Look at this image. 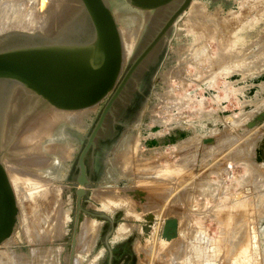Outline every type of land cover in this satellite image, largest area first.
<instances>
[{
	"label": "rangeland",
	"instance_id": "374dc122",
	"mask_svg": "<svg viewBox=\"0 0 264 264\" xmlns=\"http://www.w3.org/2000/svg\"><path fill=\"white\" fill-rule=\"evenodd\" d=\"M0 1V5L6 3ZM15 1L7 0L6 4ZM31 1L39 6L40 0ZM263 1L195 0L211 15H219V21L229 25L226 28L227 24L220 23L228 33L224 29L205 36L198 27L197 37L185 20L188 10L159 49L149 83L140 89L142 98L135 116L123 124L116 138L103 142L101 150L89 158L92 188L82 204L89 210L106 212L114 221L109 239L113 264H264ZM68 2L70 14L63 12L66 5L60 15L51 13L46 30L81 12L79 0ZM109 3L124 30L122 36H139L140 51L155 33L147 26L156 27V14L132 8L125 0ZM58 111L21 88L13 95L0 155L13 179L18 214L13 241L0 245V264H71L72 255V264L110 262L104 244L110 229L106 220L89 218L82 212L78 228L86 218L98 222L96 242L87 253L79 252L83 254H77V244L75 252L72 246L78 159L98 114L83 116V121L74 125L64 111ZM50 114L52 119L43 120ZM156 118L164 121L160 124ZM36 120L40 121L35 125L39 132L32 126ZM130 140L137 145V156H129L134 152L130 151L123 161L117 154ZM116 161L120 168L126 167L121 170ZM158 170L162 178L157 177ZM64 187L69 190L60 205L64 209L58 206L64 214V223H58L62 228L52 216L55 202L59 204L58 190ZM97 189L115 194L112 208L106 211L93 198ZM121 196L130 206L120 204ZM128 211L135 216L128 217ZM51 223L61 229L51 227Z\"/></svg>",
	"mask_w": 264,
	"mask_h": 264
},
{
	"label": "water",
	"instance_id": "95a60500",
	"mask_svg": "<svg viewBox=\"0 0 264 264\" xmlns=\"http://www.w3.org/2000/svg\"><path fill=\"white\" fill-rule=\"evenodd\" d=\"M132 8L160 16L152 40L129 69L89 136L78 159L75 184L77 212L73 232V252L80 214L109 222L104 244L113 252L109 239L114 221L102 211L84 208L83 198L92 188L87 156L96 146L106 118L124 89L144 61L165 42L179 19L194 0H125ZM81 12L64 18L58 27L40 32L13 31L0 35V140L17 88L31 92L40 102L62 111H79L102 102L111 94L125 65L121 29L109 0H79ZM68 19V20H67ZM163 20V21H162ZM18 214L16 193L0 155V245L15 231ZM74 257L72 255V261ZM71 261V262H72Z\"/></svg>",
	"mask_w": 264,
	"mask_h": 264
},
{
	"label": "bare ground",
	"instance_id": "6f19581e",
	"mask_svg": "<svg viewBox=\"0 0 264 264\" xmlns=\"http://www.w3.org/2000/svg\"><path fill=\"white\" fill-rule=\"evenodd\" d=\"M11 1V0H10ZM21 1V2H20ZM69 0H40L39 2V6H38V4H36L35 2L34 3H32V1H31V3H30V0H25V1H22V0H17V2L15 1V2H10V3H8V4H6L7 3V0H6V3L5 4H1L0 5V35H2V34H4V33H7V32H13V31H24V32H37V30H38V32H40L41 30H44L45 29V27H46V20L49 18V16H50V14L51 13H55V15L57 16V15H60L61 14V10L63 11V9L61 8V7H63V8H65L64 7V5H66V7H67V3H69L68 2ZM195 1V0H194ZM192 2V4H191V6L189 7V12L185 15V20L187 21V23H188V25H190V28H189V30L190 29H192V31L193 32H195L194 34L197 36V33H196V31L198 32V27H200L202 30V32H200L202 35H204V33H206L205 34V36L206 35H210V34H212L211 36H213L214 35V32L216 33V31L218 32V30L219 31H224V29H225V26H226V24H223V21L224 20H222V21H219V20H221L220 19V17H218L219 15H211L210 13H208L207 12V9H206V7L203 5V4H201V3H195V2ZM249 1V0H248ZM259 1V0H258ZM1 2V1H0ZM3 2V1H2ZM1 2V3H2ZM257 2V1H256ZM264 2V1H263ZM259 3V2H258ZM254 4V3H253ZM251 6V5H250ZM260 6H262V5H260ZM254 7V6H253ZM44 10H46V11H44ZM66 10V9H65ZM63 11L64 12V14L65 15H67V14H70V6H68L67 7V10L66 11ZM264 10V9H263ZM244 11H246V10H244ZM260 11V10H259ZM242 12V11H241ZM247 12V11H246ZM264 12V11H263ZM251 13V12H250ZM63 14V15H64ZM260 14H262V13H260ZM229 15H232L231 14V12H230V14ZM228 15V16H229ZM234 15V14H233ZM245 15V14H244ZM258 15V14H257ZM227 16V17H228ZM238 16V15H237ZM236 16V17H237ZM260 16V15H259ZM263 16V15H262ZM230 17V19H232L231 18V16H229ZM225 18V17H224ZM54 19H55V17H54ZM226 19H228L229 20V18H226ZM226 19H225V21H226ZM234 20H236V18L234 17L233 18ZM238 19V18H237ZM240 19H243L242 17L240 18ZM246 19V18H245ZM245 19H244V21H245ZM256 19V18H255ZM262 19H264V18H262ZM254 20V19H253ZM258 20V19H257ZM229 21H231V20H229ZM229 21H227V22H229ZM262 21V20H261ZM218 22H219V24H218ZM220 23L222 24V25H225V26H223L222 27V25H220ZM225 23V22H224ZM235 23V22H234ZM238 23V22H237ZM244 23H246V22H244ZM244 23H243V25H244ZM258 23V22H257ZM264 23V22H263ZM241 25V24H240ZM229 25L227 24V26H226V28H229L228 27ZM221 27H222V30H220L221 29ZM236 27V26H235ZM234 28V27H233ZM195 29H197L196 31H195ZM227 29H225V31H226ZM242 30V29H241ZM122 31H124V30H121V33H122ZM191 31V30H190ZM228 31V30H227ZM226 31V32H227ZM231 31V30H230ZM127 32V31H126ZM233 32V31H232ZM124 33V32H123ZM192 33V32H191ZM228 33V32H227ZM231 33V32H230ZM198 34H199V32H198ZM218 34V33H217ZM230 35V34H229ZM125 36V35H124ZM124 36H122L123 38H124ZM196 36H194V37H196ZM201 36V35H200ZM218 36V35H217ZM221 36V35H220ZM227 36V35H226ZM258 36V35H257ZM132 37H133V34H129V35H126V37L124 38L125 40H123V42H125L124 43V48L126 49L125 51V53L126 54H129L130 52V43H131V39H132ZM198 37V36H197ZM204 37V36H203ZM262 37V36H261ZM228 38H229V36H228ZM232 38V37H231ZM263 38H264V35H263ZM204 39H205V37H204ZM203 39V40H204ZM233 39H234V37H233ZM199 40V39H198ZM197 40V41H198ZM201 40V39H200ZM203 40H201L200 42H202ZM230 40V39H229ZM237 40V39H236ZM220 41V40H219ZM227 41V40H226ZM232 41V40H231ZM262 41H264V39L262 40ZM261 40H260V43L262 42ZM258 42V41H257ZM207 43V42H206ZM228 43V42H227ZM204 44V43H203ZM225 44V43H224ZM227 45V44H226ZM229 45H231V44H229ZM228 47V46H227ZM209 48V47H208ZM223 48V47H222ZM194 49V48H193ZM221 49V48H220ZM201 50V49H200ZM222 50V49H221ZM194 51V50H193ZM207 51V50H206ZM129 52V53H128ZM183 52V51H182ZM240 52H242V51H240ZM239 52V53H240ZM243 52H244V49H243ZM236 59V58H235ZM237 60V59H236ZM235 60V61H236ZM194 64V63H193ZM197 66V65H196ZM182 71V70H181ZM184 71H186V70H184ZM186 73V72H185ZM189 73V72H188ZM178 74H181L180 73V71H179V73ZM191 74V73H190ZM181 75H183V74H181ZM179 76V75H178ZM185 76H186V74H185ZM180 78H181V76H180ZM182 79H183V77H182ZM190 79V78H189ZM183 81V80H182ZM185 81H187V80H185ZM171 90V89H170ZM168 91V90H167ZM169 92V91H168ZM176 103V102H175ZM176 105H178V104H176ZM181 105H183L182 103H181ZM180 106V105H179ZM96 107H97V105H95V106H92V107H89V108H86V109H83V110H79V111H64V116H65V118L68 120V121H71V122H74V125H76V124H80L82 121H83V116H88L89 114H91L92 112H94L95 110H96ZM176 107H178V106H176ZM176 107H174V108H176ZM58 112H60L61 113V111L59 110ZM52 113V112H51ZM57 114V113H56ZM55 114V115H56ZM62 114V113H61ZM60 114V115H61ZM54 115V116H55ZM57 116V115H56ZM55 116V117H56ZM63 116V115H62ZM42 118V117H41ZM41 118H40V121H41ZM86 118H88V117H86ZM48 119H52V117H51V114L46 118V119H43V120H48ZM157 119V120H156ZM155 119V121H157V122H161L162 120H160L161 118H159V120H158V118H156ZM85 120V119H84ZM37 121V120H36ZM40 121H37V123H35L34 125H32V126H34V129L35 130H39L38 129V127H36L37 126V124H38V122H40ZM164 121V120H163ZM162 121V122H163ZM49 122V121H48ZM161 124V123H160ZM36 125V126H35ZM39 125V124H38ZM41 127V126H40ZM81 127V126H80ZM32 129H33V127H32ZM31 129V130H32ZM42 129V128H41ZM30 130V131H31ZM34 130V131H35ZM36 131V132H37ZM36 132H34V133H36ZM39 132V131H38ZM28 133H30V132H28ZM27 133V134H28ZM33 133V132H32ZM44 133V132H43ZM37 134H39V133H37ZM36 134V135H37ZM48 134V133H47ZM37 138V137H36ZM36 141V140H35ZM126 142V141H125ZM124 142V148H122V153H120V154H117L118 155V157H121L122 158V160L124 161V159L123 158H125L124 156H128V154L127 153H129L130 151H134V152H132L133 154H129V156L131 155H134V156H137V155H135L136 153H135V151L137 152L138 151V148H137V145L136 144H134L133 143V140H132V142H131V140L130 141H128V143L126 142L125 143ZM129 142H131V143H129ZM184 142V141H183ZM39 143V142H38ZM37 145V144H36ZM122 147V146H121ZM178 148V147H177ZM181 148V147H180ZM119 152V151H118ZM135 153V154H134ZM68 154V153H67ZM117 155H116V160H117ZM133 156V157H134ZM130 158V157H129ZM138 158V157H137ZM140 158H142L141 156H140ZM119 160H120V158H118ZM127 159V158H126ZM131 159H132V157H131ZM131 159H129V160H131ZM143 159L144 158H142V161H143ZM41 160V159H40ZM118 160V161H119ZM128 160V161H129ZM44 161V160H43ZM50 161V160H49ZM118 161H116V165H117V163H118ZM126 161V160H125ZM146 161H147V159H146ZM42 162V161H41ZM122 162V161H121ZM28 163H29V161H28ZM32 163V162H31ZM30 163V164H31ZM38 163H39V161H38ZM45 163V162H44ZM124 163H127V162H123V165H124ZM27 164V163H26ZM43 164V163H42ZM130 164V161L128 162V168H129V166L131 165H129ZM121 165H122V163H121ZM122 165V166H123ZM13 166V165H12ZM45 165H43V167H44ZM47 166V165H46ZM118 166V168H120L119 167V164L117 165ZM121 166V167H122ZM11 167V166H10ZM33 167H34V165H33ZM123 167H126V165H124ZM122 167V168H123ZM9 168V167H8ZM35 168H38V165H36V167ZM122 168H120L121 170H122ZM127 168V169H128ZM14 169V168H13ZM8 170V169H7ZM11 170V169H10ZM15 170V169H14ZM129 170V169H128ZM17 171H18V169H17ZM20 171V170H19ZM130 171H131V169H130ZM160 170H158V172H159ZM16 172V171H15ZM132 173H133V170L131 171ZM9 173V172H8ZM11 173V172H10ZM13 173V172H12ZM18 173V172H17ZM12 175V174H11ZM17 175V174H16ZM162 171H160L159 172V175H157V177H159V178H162ZM25 176V175H24ZM19 177V176H18ZM26 177V176H25ZM30 177V176H29ZM138 177V176H137ZM16 178H17V176H16ZM33 178V177H32ZM10 179H12V178H10ZM18 179V178H17ZM19 179H21V178H19ZM31 179V178H30ZM13 180V179H12ZM23 180H25V179H23ZM160 180V179H159ZM37 181V180H36ZM12 185H13V183H12ZM45 185V184H44ZM14 186V185H13ZM47 186H48V184H47ZM42 187V186H41ZM43 187H45V186H43ZM48 187H50V186H48ZM37 188V187H36ZM58 188V187H57ZM56 188V189H57ZM52 189V188H51ZM51 189H50V191H51ZM69 189L68 188H66V187H64V188H60L59 190H58V192H59V204L57 205V202H55L56 203V205H55V217H53L54 215V213L52 214L53 216H52V218L54 219L55 218V220H56V224L57 225H60V224H58V223H60L61 221L63 222V218H62V215L61 214H63V213H61V210L59 209V207H60V205H62L63 206V204H64V199L65 198H67L66 196H67V194H68V191ZM101 190V189H100ZM100 190H96V191H94V193L92 194L93 195V198L94 199H96V200H98L101 204H103V207H104V209L107 211V210H109L110 208H112V205H110L111 203H112V200H113V198H114V193L113 192H111V191H100ZM41 191V190H40ZM45 191V190H44ZM49 192V191H48ZM55 192V191H54ZM53 192V193H54ZM57 192V191H56ZM119 193V192H118ZM44 194V193H43ZM50 194H51V192H50ZM123 194V193H122ZM121 194V195H122ZM48 195V194H47ZM52 195V197H53V195H55V194H51ZM123 196H124V194H123ZM123 196H121V197H123ZM50 197V196H49ZM57 197V196H56ZM126 197V196H125ZM53 198H55V197H53ZM124 198V197H123ZM123 198H119L120 199V201H121V203L120 204H122L123 203V206H124V204H125V206H127V205H129V203L128 202H130L129 200H128V204H126L125 202L127 201V199L126 198H124V199H126V200H124ZM57 199V198H56ZM123 199V200H122ZM122 201H125V202H122ZM59 206V207H58ZM130 206V205H129ZM61 208V207H60ZM143 208V207H142ZM61 209H64V207L63 208H61ZM52 210H54V209H52ZM112 210V209H111ZM129 212V211H128ZM137 212V211H136ZM136 212H134V213H136ZM133 213V212H132ZM131 213V211L127 214V216L128 217H133V216H135L134 214H132ZM63 216H64V214H63ZM52 218L50 219V220H52ZM52 223H54V221L52 220L51 221ZM51 223V224H52ZM64 223V222H63ZM62 223V224H63ZM97 223L98 222H96V221H93V220H90V219H88V218H86V219H84L83 220V222L80 224V228H78L79 229V234H77V238H76V244H77V248H78V251L76 250V252H77V254L79 253V252H86V251H88L87 249H88V247H90L91 245H93L92 244V242L93 241H95L94 239V236H96L97 234V232H98V230H99V225H97ZM32 224V223H31ZM49 224H50V221H49ZM56 226L55 224H52V226L51 227H53L54 228V226ZM167 225V224H166ZM31 226V225H30ZM33 226V225H32ZM50 226V225H49ZM63 225H60V227H62ZM57 227V226H56ZM59 227V228H60ZM58 228V227H57ZM58 228V229H59ZM63 228V227H62ZM172 228V227H171ZM33 229V228H32ZM61 229V228H60ZM171 230V229H170ZM56 231H58L57 229H56ZM60 231V230H59ZM78 231V230H77ZM124 231H126V228L124 229ZM172 231V230H171ZM29 232V231H28ZM31 232V231H30ZM28 235V234H27ZM12 235L4 242V243H6V242H12L13 241V239H12ZM34 238V237H33ZM16 239V238H15ZM15 241V240H14ZM18 241V240H17ZM20 241V240H19ZM18 241V242H19ZM17 242V243H18ZM96 242V241H95ZM3 244V243H2ZM9 244V243H8ZM15 244V243H14ZM10 245H12V244H10ZM94 247V246H93ZM90 248H92V247H90ZM45 252V253H44ZM47 251H43V254L44 255H46L47 253H46ZM84 252V253H85ZM40 253V252H39ZM41 253H42V251H41ZM41 253H40V255H41ZM50 253V252H49ZM48 253V254H49ZM53 253V252H52ZM87 253V252H86ZM38 255V254H36V257H38V258H43V256L44 255ZM79 254H83V253H79ZM38 255V256H37ZM17 256V255H16ZM14 257V256H13ZM50 257V256H49ZM16 258V257H15ZM44 258H46V257H44ZM19 260V259H18ZM39 260V259H38ZM52 260V259H51ZM81 260V259H80ZM21 261V260H20ZM54 261V260H53ZM78 261V260H77ZM22 262V261H21ZM40 263L42 262L41 260L39 261ZM51 262V261H50ZM74 262V261H73ZM43 263V262H42ZM76 263H78V262H76ZM79 263H81V262H79ZM19 264V263H18ZM20 264H22V263H20ZM71 264H72V262H71Z\"/></svg>",
	"mask_w": 264,
	"mask_h": 264
},
{
	"label": "flooded vegetation",
	"instance_id": "af4514ba",
	"mask_svg": "<svg viewBox=\"0 0 264 264\" xmlns=\"http://www.w3.org/2000/svg\"><path fill=\"white\" fill-rule=\"evenodd\" d=\"M159 17L160 16H157V15H156V18L154 17L156 19L155 23L158 22ZM150 28L155 29V26L153 24L149 23L147 26V29L149 30ZM148 30H146V32H148ZM138 38H139V36L137 37L135 34V36H133V38L131 39L132 40L130 43V47H131L130 49L131 50L129 51L130 53L128 52L129 54L125 53V65L123 68V72H122V75L120 76V78L118 80V83L115 86L114 91L111 94H109L102 102H100L97 105L96 110L94 112H92L94 114H98L96 124L98 123V121H99L102 113L104 112L105 108L109 104L111 98L113 97L115 92L118 90V88L121 86V84L124 82L129 69L132 67L134 62L140 56V54L142 53L144 48L147 46V44L152 40L153 35L151 36V38L147 42V44L143 48H141L140 51H138V44L141 40L138 41ZM122 39H123V37H122ZM123 43H125V42H123ZM163 43L164 42H162V45H163ZM160 48H161V45L144 61V63L136 71V73L133 75V77L126 83V85H125L124 89L122 90L120 96L116 99V101L112 107V110L108 114L106 121L104 123V126L98 135L96 146L87 156V160H86L87 169H88L89 158L92 157V155L96 151L98 152L101 150L100 147H102L104 145L103 142H105L107 140L109 141V140L113 139L114 137L116 138V136L118 135L123 124L128 119H130V117L135 116V114L137 113V108L139 107V103H140L141 98H142L140 89H141V87L143 89L149 83V75L154 70V67H155V64L157 61L158 51ZM91 118H92V116H91ZM96 124L94 125V127L96 126ZM93 130H94V128H93ZM91 133H90V135H91ZM85 146H86V144H85ZM85 146H84V148H85ZM88 177H89V175H88Z\"/></svg>",
	"mask_w": 264,
	"mask_h": 264
}]
</instances>
